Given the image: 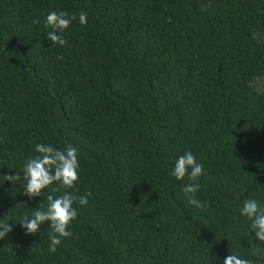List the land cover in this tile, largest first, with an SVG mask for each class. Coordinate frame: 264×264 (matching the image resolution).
<instances>
[{"label": "trees", "instance_id": "trees-1", "mask_svg": "<svg viewBox=\"0 0 264 264\" xmlns=\"http://www.w3.org/2000/svg\"><path fill=\"white\" fill-rule=\"evenodd\" d=\"M53 11L77 17L64 46ZM40 143L75 146L79 181L29 199L5 175ZM188 151L204 209L172 175ZM65 191L88 204L52 253L50 222L20 223ZM247 199L264 208V0H0V264H264Z\"/></svg>", "mask_w": 264, "mask_h": 264}, {"label": "clouds", "instance_id": "clouds-1", "mask_svg": "<svg viewBox=\"0 0 264 264\" xmlns=\"http://www.w3.org/2000/svg\"><path fill=\"white\" fill-rule=\"evenodd\" d=\"M77 19L76 15H69L67 11H53L46 17L47 38L51 45L64 46L66 40L58 33L64 32L70 27L73 21ZM79 22L81 25L87 24V13H79ZM36 152L39 155L29 158L24 165L23 175H5L6 181H11L13 186L17 182H22L24 186V195L33 199L42 196L43 190L49 188L54 183L59 188H53V191L59 189H73L79 181L80 162L78 150L72 144H68L63 149H58L52 145L40 143L36 145ZM203 174V165L199 163L195 155L188 151L180 155L174 165L172 175L178 181H189L185 183L181 191L185 194L189 204L198 209H204L206 204L197 198V192L200 184L193 183ZM49 204L45 211L35 209L32 217L25 215L20 223L25 230V234L35 236L41 230V225L50 222L51 230L55 235L50 237L49 251L55 253L57 246L61 244L60 238H71L73 233L70 230L72 222L78 217V210L74 204L87 205L86 196H76L70 191H65L63 195L54 198L52 195L47 197ZM243 216L251 221V228L259 241L264 242V208H261L254 199H247L240 209ZM13 231L12 225L6 222H0V240L5 239ZM254 254L260 255V250L254 249ZM223 264H252L249 259H244L238 255L229 254L223 260Z\"/></svg>", "mask_w": 264, "mask_h": 264}]
</instances>
